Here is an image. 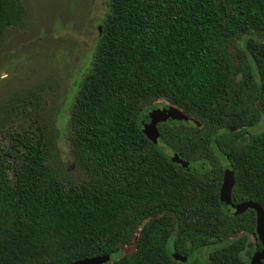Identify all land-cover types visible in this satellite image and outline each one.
<instances>
[{
  "label": "trees",
  "instance_id": "1",
  "mask_svg": "<svg viewBox=\"0 0 264 264\" xmlns=\"http://www.w3.org/2000/svg\"><path fill=\"white\" fill-rule=\"evenodd\" d=\"M108 7L68 115L79 180L49 164L55 130L33 90L12 100L14 126L0 127V264H198L189 257L211 244L204 264H250L255 211L228 212L219 188L228 168L232 202L264 211V128L247 130L264 115V0ZM23 13L0 0V39ZM159 98L189 118L156 123L154 140L143 124Z\"/></svg>",
  "mask_w": 264,
  "mask_h": 264
},
{
  "label": "rangeland",
  "instance_id": "2",
  "mask_svg": "<svg viewBox=\"0 0 264 264\" xmlns=\"http://www.w3.org/2000/svg\"><path fill=\"white\" fill-rule=\"evenodd\" d=\"M24 7L21 21L7 27L0 39V127L12 128L19 119L10 106L12 100L33 90L38 112L55 130L49 164L71 183L79 180L68 153L70 105L80 80L90 66L99 36L98 27L109 12L108 0H19ZM232 65L240 63L231 48ZM155 104L171 105L159 98ZM264 128V115L249 133ZM169 153L168 150H166ZM220 244L195 251L189 260L204 264V258ZM196 260L194 262H196Z\"/></svg>",
  "mask_w": 264,
  "mask_h": 264
},
{
  "label": "water",
  "instance_id": "3",
  "mask_svg": "<svg viewBox=\"0 0 264 264\" xmlns=\"http://www.w3.org/2000/svg\"><path fill=\"white\" fill-rule=\"evenodd\" d=\"M150 121L144 123L143 127L149 137L156 140L158 133L156 129V123L164 121L167 118H177L187 120L189 117L181 112V110L171 106L156 107L148 111L147 113ZM172 160L186 167L188 162L180 159L177 154H174ZM233 173L228 168L224 169L221 185L219 188V201L220 204L230 213H238L246 208H251L255 211V233L257 239L261 245L259 250L253 252L250 257V264H263L264 259V211L260 204L255 201H243L241 203L234 204L231 200V190L233 187ZM175 257H178L174 255ZM108 260V255L86 257L77 259L69 264H100ZM184 260V258H182Z\"/></svg>",
  "mask_w": 264,
  "mask_h": 264
},
{
  "label": "flooded vegetation",
  "instance_id": "4",
  "mask_svg": "<svg viewBox=\"0 0 264 264\" xmlns=\"http://www.w3.org/2000/svg\"><path fill=\"white\" fill-rule=\"evenodd\" d=\"M148 121H149V119H148ZM189 164V163H188ZM223 176V175H222Z\"/></svg>",
  "mask_w": 264,
  "mask_h": 264
}]
</instances>
